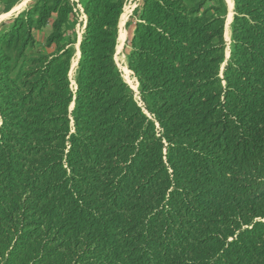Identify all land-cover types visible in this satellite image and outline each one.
Here are the masks:
<instances>
[{
  "label": "trees",
  "instance_id": "obj_1",
  "mask_svg": "<svg viewBox=\"0 0 264 264\" xmlns=\"http://www.w3.org/2000/svg\"><path fill=\"white\" fill-rule=\"evenodd\" d=\"M209 1L136 9L141 104L114 60L126 0H33L1 24L0 264H264V0H232L227 59Z\"/></svg>",
  "mask_w": 264,
  "mask_h": 264
},
{
  "label": "rangeland",
  "instance_id": "obj_2",
  "mask_svg": "<svg viewBox=\"0 0 264 264\" xmlns=\"http://www.w3.org/2000/svg\"><path fill=\"white\" fill-rule=\"evenodd\" d=\"M32 2L33 0H18L9 11H5L4 6L0 4V28H1V24L3 23L7 24L12 18L20 14L28 5L32 4ZM141 2L142 0H126L125 5L123 7V12L119 19V28H118L119 29L118 36L120 33H122L123 40L120 42L117 36V44H116L115 55H114L115 63L117 65L118 70L121 73L122 78L128 84L130 89L133 91L134 98L139 104H141V101H140L139 94H138V84H137L136 78L133 76V73L127 68L126 57H127L128 52L130 51V38H131L132 31L134 29V23L136 20L134 13L136 9L140 6ZM216 2L217 0H211L207 3V5H212ZM223 2L226 7V15H225V24H226V18L228 17L229 10L224 0ZM79 20L81 21V16ZM225 24H224V28H225ZM230 24H231V21L229 23V38L226 39L224 37L225 39V50H224L225 59L229 57V53H230V42H231ZM83 25H84V22H80V24L77 23L74 29L72 30L70 29L67 31V35L74 39V43L72 46L75 52L74 54L75 57L72 58L71 67L69 71V78H70L71 86L73 89L75 88L74 75L76 72V66L78 62L77 57H76V47L78 46L79 37L82 36ZM224 32H225V29H224ZM72 106L73 105H71V108Z\"/></svg>",
  "mask_w": 264,
  "mask_h": 264
},
{
  "label": "crops",
  "instance_id": "obj_3",
  "mask_svg": "<svg viewBox=\"0 0 264 264\" xmlns=\"http://www.w3.org/2000/svg\"><path fill=\"white\" fill-rule=\"evenodd\" d=\"M226 4H228V10H229V3L228 1L226 2V0H224ZM80 8V6H79ZM232 12H233V2H232V8H231ZM80 12H81V21L84 22V19H85V16L82 14V10L80 9ZM228 14H229V11H228ZM231 18H232V14H231ZM231 18H230V21H231ZM227 20V18H226ZM118 28H119V24H118ZM119 30V29H118ZM51 33V22L47 23L43 28L39 29V30H34L33 31V35L35 37V40L37 41V46L34 50H32V52H36L37 50L38 51H41V52H51L53 50L52 47H46L45 46V41H46V38L48 37V35ZM118 36V35H117ZM81 40V36L79 37V40H78V46L76 47V52H77V60L79 58V42ZM75 54V52H74ZM74 57V55H73ZM72 62V60H71ZM72 105V104H71Z\"/></svg>",
  "mask_w": 264,
  "mask_h": 264
},
{
  "label": "bare ground",
  "instance_id": "obj_4",
  "mask_svg": "<svg viewBox=\"0 0 264 264\" xmlns=\"http://www.w3.org/2000/svg\"><path fill=\"white\" fill-rule=\"evenodd\" d=\"M228 1L229 3V14H228V17H227V20H226V24H225V32H224V37L227 39L229 38V23H230V18H231V14H232V0H226V2ZM228 5V4H227ZM122 32V31H121ZM118 40L121 42L123 40V34L120 33L119 36H118ZM227 51V50H226ZM75 57V55H74ZM73 57V58H74ZM76 57H77V52H76ZM76 61V60H75ZM135 87V86H134Z\"/></svg>",
  "mask_w": 264,
  "mask_h": 264
},
{
  "label": "water",
  "instance_id": "obj_5",
  "mask_svg": "<svg viewBox=\"0 0 264 264\" xmlns=\"http://www.w3.org/2000/svg\"><path fill=\"white\" fill-rule=\"evenodd\" d=\"M232 16H233V12H232Z\"/></svg>",
  "mask_w": 264,
  "mask_h": 264
}]
</instances>
